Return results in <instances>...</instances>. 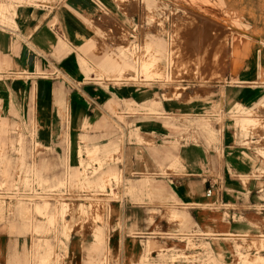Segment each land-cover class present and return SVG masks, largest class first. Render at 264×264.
<instances>
[{
  "label": "rangeland",
  "instance_id": "obj_1",
  "mask_svg": "<svg viewBox=\"0 0 264 264\" xmlns=\"http://www.w3.org/2000/svg\"><path fill=\"white\" fill-rule=\"evenodd\" d=\"M62 1L0 0V4L10 5L8 9L12 18L19 8L44 10ZM98 1L95 9L93 7L84 16L78 15L91 36L86 41L93 42L86 51H80L81 46L78 48L94 68L88 75L79 69L84 83H95L103 91H107L108 84L145 91V100H160L167 96L170 101H163L162 104L170 105L171 110L164 106L165 109L151 112L141 105L137 110L120 109L108 113L101 103L95 118L90 122L104 117L111 125L101 130H88V144L115 139L110 144L119 146V151L113 153L106 164L120 172L113 174L117 176L115 179L111 177L113 175L99 178V183L105 184L101 188L97 187L99 183H93V178L91 180L88 177L93 176L98 164L86 156L84 159L78 158L80 171L77 184H72L71 178L66 177L67 170L61 158L66 149L64 142L60 141L61 135L64 136V127H60L57 142H50L48 147L40 143V146L36 145L39 126L33 109L34 94L30 96L31 108L27 121L20 118L17 122V113L9 112V116L14 119H9L11 128L0 134V140L4 141H0V235L7 237L9 252L5 263L50 264L41 262V255L50 246L60 264H70L68 261L75 257H71L67 250L70 237L79 246V254L74 260L77 264H83L89 254L94 257L93 264H264V246L255 245L257 242L264 244V216L247 212L250 207L245 202L254 184L264 190V65L260 62L264 56V0H247L254 4L247 12L244 4L246 0ZM100 6L106 7L111 13H106ZM12 22L0 21V25L8 24L15 29ZM222 25L230 28V31ZM214 28L219 31L223 29L222 32L227 30L226 34L224 32L226 36L223 37L221 31L218 33ZM247 34L250 36L247 37ZM235 43L239 44L236 52ZM251 46L252 52L259 50L254 55L257 73L247 80L238 74ZM232 47L235 49L231 50ZM246 48L248 53L244 56L242 53ZM213 54L221 59L225 57L226 61L222 62L221 70L216 72L219 74L204 76L208 72L203 69L213 66L212 60L204 61ZM107 55L123 64L122 69H109L110 72L104 74L99 72L96 62ZM154 57L161 58L160 65L165 75L160 79L145 78L140 66ZM4 71L0 69V79H24L28 76L21 75L23 71L16 66L10 68L11 74L7 71L3 74ZM49 75L44 70L35 72V76ZM52 75L58 81H67L56 71ZM222 86H237L251 93L248 104L236 106L234 111H238L235 117L233 113H228L234 106L223 109L215 101V93ZM55 115L58 117V114ZM243 116L254 119L255 126L241 131L239 122ZM225 122L230 124L229 131L234 141V149L229 155L223 152L219 141ZM148 127H158L164 132L160 149L163 152L169 150L173 156H178L188 146L204 149L207 165L212 169L208 174L212 176L213 182L226 185L228 191H236L233 197L236 202L228 203V208H235L239 212L238 217H234V224L229 225L225 215L218 210L219 206L210 207L204 213L206 225L191 223L186 213L195 204L179 200L176 196L171 197L170 183L150 175H137L133 179L124 177L121 164L125 143L140 144L146 148L155 145L156 134L145 132ZM136 128H139L138 135L143 142L132 137ZM55 147H58V152ZM78 159L69 158V164L76 166ZM45 161L50 164L46 172L43 171ZM180 169L178 162L165 159L160 165V176L167 178L168 175H179ZM85 177L91 181L90 185L79 183V179ZM38 178L43 181L39 182ZM149 180L158 182L156 184L161 187L159 195L142 198L138 202L134 197L136 194L145 195L144 186L147 188ZM259 199L264 201L263 192ZM124 200L139 207L135 210L143 211L144 224L148 226L145 230L147 234L154 232L153 236L141 235L142 239H136L134 236L139 231L135 228L127 230L133 247L138 244V249L133 251L129 259L128 244L121 248L115 244V233L127 229L116 207V203ZM205 202L198 206L206 207ZM45 203L48 204L49 213L63 207V217L56 212L54 222L49 223L46 215L36 213L35 207ZM22 207L27 211H22ZM62 218L67 220L65 223L69 233L62 231ZM99 229L103 233H95ZM202 232L213 236L210 243L195 240L196 235ZM165 234L169 235L165 238ZM127 240L129 238L122 239V242ZM91 246L99 250L92 251ZM102 247L106 250H102ZM148 247L151 248L149 257H146L144 252ZM236 251L243 255V260L236 257ZM172 253L177 254L172 256Z\"/></svg>",
  "mask_w": 264,
  "mask_h": 264
},
{
  "label": "crops",
  "instance_id": "obj_2",
  "mask_svg": "<svg viewBox=\"0 0 264 264\" xmlns=\"http://www.w3.org/2000/svg\"><path fill=\"white\" fill-rule=\"evenodd\" d=\"M98 2V0H63L44 10L38 9L35 11L30 8H19L16 10L15 15L12 16L15 29L8 24L5 26L0 25V69H5L3 74L6 71V73L11 74L10 68L16 66L23 71L21 75H28L24 77V79H14L13 77H3L0 79V134H4L11 128L9 119L12 120L13 118L9 116V112L17 113L19 116V118L16 119L17 122L20 121V118L27 121L28 111L31 108L30 96L34 94L33 109L36 111V120L39 126L37 132L38 145L40 146L41 144L44 147H48L50 142H57L58 136L61 133L60 127H64V136L61 135L60 141L62 143L64 142V149H66V151L61 158H63L62 162L67 170L66 177L71 178V183L74 185L77 184L78 172L80 171L79 157L77 155L79 145H87L88 147L94 145H107L115 140L110 139L100 144H88V130H101L111 125L104 117H98L96 121L90 122L91 119L95 118L101 103L103 102V108L106 112L115 113L120 109L125 110L123 101H132L137 106L145 105L147 108L150 107V103L153 100H145V91L141 92L137 89H131L125 86L115 87L108 84L107 91H103L100 87L96 86L95 83H84V77L79 72V69L87 75L90 72L86 73L81 68L79 58L85 59V57L83 52L80 51H86L89 44L93 42L92 40L86 41L91 36L86 26L80 21L78 15L84 16L87 11L93 9V7L95 9V5L98 4ZM100 7L103 8L106 13H111L106 7ZM245 8H250V2L247 0L245 1ZM94 15L97 14L95 13ZM94 15H92V19H94ZM9 16L11 18V15ZM5 23L7 22L5 21ZM56 36H58V39ZM246 36L248 37L250 35L247 34ZM84 40L86 42L83 44ZM79 47L80 51L78 49ZM252 49L251 46L249 55L242 62V67L238 74L239 77L247 80L252 79L257 73V66H255L257 60H255L253 56ZM105 57L96 62L97 67L101 70L99 72L103 74L104 72H110V67L104 63ZM209 58L212 60L213 66L203 69L206 72L209 71L204 74V76H212L218 72V70L220 71L222 62L224 63L226 61L225 57L221 59L217 57L216 54L211 55ZM85 60L87 61V59ZM207 60L208 57L204 62ZM215 62H217V65H214L216 64ZM260 62L264 65V56ZM107 68L108 70L105 71ZM38 70L47 71L50 74L49 77L35 76V72ZM55 71L65 77L67 81L61 82L58 81L56 77L52 78V74ZM91 72H93V70H91ZM251 98V93L248 89L237 86H222L220 90L215 93V101L223 109L233 107L236 103L248 104ZM159 101L160 105L156 110L165 109L164 106H166L168 110H171L170 105H166L165 103L162 104L163 101L168 102L170 100H163V98H161ZM55 114H58L60 120ZM229 125L230 124H226L225 122L219 136L220 147L226 155L232 154L231 149H234V141L229 131ZM172 126L174 127L175 125ZM136 129L139 130V128ZM145 132L156 134L155 145L146 148L140 144L125 143L123 147V163L121 164L124 177L133 179V176L137 175H150L156 176L158 180H164L170 183L168 186H171L169 194L171 197L176 196L179 200L191 201L195 204V206L189 207V213H186L187 219L191 223L206 225L204 213H206L210 207L217 208L215 196L213 195L207 198L205 195L210 185H216L215 187L219 188L222 193V203L228 206L229 202H236V200L233 199L236 195V191H228L226 185L213 182L212 176L208 174L212 172V169L207 165V155L202 147L188 146L184 148L178 156H173L169 150L163 152L160 149L164 137V132L160 128L148 127L145 128ZM77 136H79L78 148L76 146ZM139 138L143 142L140 135ZM80 140H84L85 144L81 143ZM0 141L4 142L2 140ZM133 143L137 142L133 141ZM58 150V147H55V151L58 152ZM74 157L78 159V163L76 166H71L69 164V158L73 159ZM84 158L85 157H82V159ZM165 159H173L178 162L181 166L179 175L172 174L168 175L169 177L167 178H162L160 176V165ZM49 166V162L45 161L43 164V171L46 172ZM164 167H166V164H164ZM116 172L120 173L118 169L107 164L98 174L94 176L89 175L88 177L91 180L93 178V183H99V178L105 175H113ZM156 183L158 182L149 180L148 187L146 188L144 186V193L146 196L144 194H136L134 197L135 200L139 202L142 198L158 196L161 187ZM261 192H263L264 195V190H260L258 185L254 184L245 201L250 208L264 203V201L259 199ZM203 201H206V207L201 208L198 205ZM116 207L123 220H125L124 225L127 229L115 233V244L118 248L125 246L126 243L128 244L129 254L127 255V259H129L133 256V251L136 252L138 249V244L133 247L130 239L131 236L126 233L128 232L127 230H132L133 228L138 230L139 233L134 236L136 239H142L143 237L141 235L153 236L152 233L154 232L147 234L145 231L148 226L146 227L144 224L143 211L135 210V208L139 207H135L127 200L116 203ZM230 209H232L230 215L238 217V210L232 207ZM218 210L224 215V212L220 208ZM247 212L257 213L250 209L247 210ZM227 221L230 226L234 224V220ZM6 238V236L0 235V264H6L5 261L9 256L8 240H6ZM127 238H129L127 242H122V239L125 240ZM101 249L106 250L105 247ZM67 250L71 257H76H72L68 262L70 264H77L74 260L77 259L79 254V246L77 244L75 245V241H72L70 237ZM91 250L96 251L99 249L91 246ZM93 263H95L94 257L89 254L88 259L83 264Z\"/></svg>",
  "mask_w": 264,
  "mask_h": 264
},
{
  "label": "bare ground",
  "instance_id": "obj_3",
  "mask_svg": "<svg viewBox=\"0 0 264 264\" xmlns=\"http://www.w3.org/2000/svg\"><path fill=\"white\" fill-rule=\"evenodd\" d=\"M254 2V1H253ZM245 4V3H244ZM254 5V4H253ZM252 3L250 4V8H248L249 10H251L252 9ZM8 7H10V5L9 6H7V5H4V4H0V21H6L7 23H11V24H13V20H12V18H10V16H9V13L11 12L9 9H8ZM30 9H32V10H37V8H35V7H30ZM248 9H246L245 8V10H246V12L248 11ZM255 9H256V7H255ZM237 16V15H236ZM247 16H248V14H247ZM263 16V15H262ZM222 24V23H221ZM238 25V24H237ZM251 25V24H250ZM223 26V25H222ZM216 27V26H215ZM219 27H221V26H219ZM218 28V27H217ZM223 28L224 29H226L227 27L226 26H223ZM242 28V27H241ZM253 28V27H252ZM230 29V28H229ZM228 28H227V30H229ZM214 30H215V28H214ZM217 30V29H216ZM215 30V31H216ZM221 30H223V29H220V31ZM227 30H225V31H227ZM219 30H217V32L219 33L220 32ZM225 31H221V33H222V36L223 37H225L226 35V32ZM230 31V30H229ZM232 31V30H231ZM217 32L215 33V34H217ZM224 32H225V34H224ZM232 33V32H231ZM214 34V35H215ZM230 35V34H229ZM233 35H231V37H232ZM239 36H241V35H239ZM230 37V38H231ZM232 39H233V37H232ZM229 44V43H228ZM243 43H241V45H242ZM235 45V48H233L232 47V49L231 50H233V49H235V52L237 51V48H239V44L238 43H235L234 44ZM230 46H232V45H230ZM158 48V47H157ZM223 50H225L224 48H223ZM258 51L259 50H257V51H255V52H253V56L254 55H256L257 53H258ZM217 51L215 50V53H216ZM247 53H248V51H247V48L244 50V53H242L244 56H246L247 55ZM207 56V55H206ZM214 57V56H213ZM106 59L104 60V63L108 66V67H110V69L111 70H113V71H115L116 69H118L117 71H119V68L120 69H122V66H123V64H119L118 62H116V61H114L113 59H112V57L111 56H106L105 57ZM212 59V58H211ZM211 59H209V57H208V61H211ZM263 59V56H262V58L260 59V60H262ZM160 61H161V58H153V60L152 61H150V62H147V63H142L141 64V66H140V69L141 70H143V72H142V74L145 76V78H152V79H160L161 77H163L164 75H165V72H164V70H163V68H162V65H160ZM214 61H215V59H214ZM79 62H80V65H81V68L86 72V73H88L89 71H91V70H93L94 68H93V66H91V65H89V63L85 60V59H83V58H79ZM210 63V62H209ZM216 64H214V65H217V62H215ZM209 66V65H208ZM211 66V65H210ZM209 66V67H210ZM217 67V66H216ZM235 67V66H234ZM246 68V67H245ZM248 68V67H247ZM97 69V68H96ZM216 69V68H215ZM209 70V69H208ZM217 70V69H216ZM249 70H250V68H249ZM94 71V70H93ZM99 71H101L100 69H99ZM213 71V70H212ZM219 71V70H218ZM209 72V71H208ZM102 73V72H101ZM216 74V73H215ZM215 74H214V76H215ZM217 74H219V73H217ZM216 74V75H217ZM121 76V75H120ZM136 76V75H135ZM213 76V75H212ZM211 76V77H212ZM116 77H119V76H116ZM241 84V83H240ZM164 99L163 100H168L167 99V96H164L163 97ZM123 104H124V108H125V110H127V111H130V109H133V110H137V108H138V106L135 104V103H133L132 101H123ZM159 105H160V101L159 100H152L151 101V103H150V107H145V108H143V109H145V110H147V111H154V110H156L155 108H158L159 107ZM241 104H239V103H236L235 105H234V107L228 112L229 114H231V113H233V117H235L237 114L235 113V112H237V111H234L235 109H236V106H240ZM129 113V112H128ZM238 118V117H237ZM240 118V117H239ZM254 119H250L249 117H245V116H243L242 118H241V121L239 122V129L242 131V130H245V129H247L249 126H255V120L253 121ZM32 123V122H31ZM34 123V122H33ZM31 126H33V124L31 125ZM35 126V125H34ZM17 126H15V128H16ZM236 131V130H235ZM138 129H135V134L132 136V137H134V138H136V139H138V140H140V138H139V135H138ZM80 142L81 143H83V144H85V142H84V140H80ZM38 144V142L36 141V145ZM80 144V143H79ZM34 145V144H33ZM119 146H117L116 144H107V145H94V146H91V147H88L87 145H82V146H80L79 145V150H78V152H77V155H78V157H80V158H82V157H84V156H86L87 158H88V160H93L94 162H96L97 164H98V167H95L94 169H95V171H94V174H93V176L95 175V174H98V172H100L102 169H104V167H106L107 166V164H106V162H108V160H110V157L113 155V153H115V152H117V151H119V148H118ZM32 150V149H31ZM34 160V159H33ZM106 176V175H105ZM104 176V177H105ZM112 178H114L115 179V177H117L116 175H113V176H111ZM3 179V178H2ZM38 181L39 182H42L43 180H42V178H38ZM67 181V180H66ZM79 183H81V184H83V185H90V183H91V181L89 180V179H87L86 177L83 179V180H80L79 179ZM2 185V184H1ZM99 186H97V187H99V188H101V187H104L105 186V184L103 183V182H100L99 184H98ZM148 187V186H147ZM133 191V190H132ZM1 194V193H0ZM7 194V193H6ZM23 194V193H22ZM28 194V193H27ZM40 194V193H39ZM4 195V194H3ZM37 195V194H36ZM35 195V196H36ZM44 195V194H43ZM34 196V195H33ZM41 197V196H40ZM46 197V196H45ZM35 198V197H34ZM43 198V197H42ZM31 199V198H30ZM41 199V198H40ZM22 209V211H27V209L26 208H24V207H22L21 208ZM48 204L47 203H45V204H43L42 206H37V207H35V211H36V213L38 212V213H43L44 215H46L47 216V221L49 222V223H51V222H54V219H55V215L58 213V215L60 214L62 217H63V214H64V209H63V207L62 208H59V209H57L56 211H54V212H52V213H49V211H48ZM0 210H1V207H0ZM57 212V213H56ZM174 217H175V215H174ZM62 223H61V226H62V231L64 232V233H66L67 232V230H68V226L66 225V220H64L63 218H62ZM66 222V223H65ZM67 233H69V231L67 232ZM95 233H103V231H101L100 229L99 230H97ZM202 234H204V233H202ZM164 235V234H163ZM167 235H169V234H165V238H166V236ZM206 235V234H205ZM210 235H212V234H210ZM98 236H100V235H98ZM208 236V235H207ZM220 236V235H219ZM222 236H226V235H222ZM161 237V236H160ZM188 237H191V236H189L188 235ZM233 237H238V236H233ZM168 238V237H167ZM261 242H263V241H261ZM149 245V244H148ZM253 245V244H252ZM251 245V246H252ZM255 245H258V246H264V244H258V242H257V244H255ZM254 246V245H253ZM252 246V247H253ZM257 246V247H258ZM251 247V248H252ZM255 247V246H254ZM150 248L151 247H148V248H146L145 249V256L146 257H149V251H150ZM256 248V247H255ZM258 249H259V247H258ZM258 249H256V250H258ZM154 250V249H153ZM152 251V250H151ZM177 253H172L171 255L172 256H175ZM144 255H142V256H144ZM101 257V256H100ZM236 257L239 259V260H243L244 258H243V255L242 254H240V252H237L236 251ZM254 260V259H253ZM250 260H248V262H249ZM252 261V260H251ZM41 262H43V263H50V264H60V260H58V258L57 257H55L54 256V254H53V251H52V248L50 247V246H47L46 247V249H45V251H44V253L41 255ZM62 264V263H61ZM175 264H182V263H175Z\"/></svg>",
  "mask_w": 264,
  "mask_h": 264
},
{
  "label": "built area",
  "instance_id": "obj_4",
  "mask_svg": "<svg viewBox=\"0 0 264 264\" xmlns=\"http://www.w3.org/2000/svg\"><path fill=\"white\" fill-rule=\"evenodd\" d=\"M215 186L214 185H210L208 187V189L206 190V193H205L206 197L210 198V197H212L214 195L215 199H216L215 200L216 206H219V208L224 212L225 218L227 220L233 221L234 217H233V215H230V212H231L232 209L228 208V206H226V204L222 203V193L219 190V188H216ZM250 209L252 211L257 212L259 215H264V203L259 204V205L255 206V207H251ZM193 233H196V232L193 231ZM196 237H197V239H195V240H200L201 239V240L207 241L209 243L212 240L213 236H207L205 234H200V235L198 234V235H196ZM214 237H216V236H214Z\"/></svg>",
  "mask_w": 264,
  "mask_h": 264
}]
</instances>
